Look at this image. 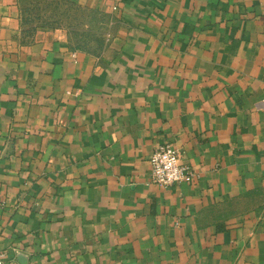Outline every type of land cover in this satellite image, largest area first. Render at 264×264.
Returning a JSON list of instances; mask_svg holds the SVG:
<instances>
[{"label": "crops", "instance_id": "obj_1", "mask_svg": "<svg viewBox=\"0 0 264 264\" xmlns=\"http://www.w3.org/2000/svg\"><path fill=\"white\" fill-rule=\"evenodd\" d=\"M0 0L4 264H264V0H71L99 52ZM170 143L193 181L150 183Z\"/></svg>", "mask_w": 264, "mask_h": 264}, {"label": "rangeland", "instance_id": "obj_2", "mask_svg": "<svg viewBox=\"0 0 264 264\" xmlns=\"http://www.w3.org/2000/svg\"><path fill=\"white\" fill-rule=\"evenodd\" d=\"M20 12L25 38L52 31L64 35L72 47L88 52L101 51L115 27L110 16L77 6L71 0H23Z\"/></svg>", "mask_w": 264, "mask_h": 264}, {"label": "built area", "instance_id": "obj_3", "mask_svg": "<svg viewBox=\"0 0 264 264\" xmlns=\"http://www.w3.org/2000/svg\"><path fill=\"white\" fill-rule=\"evenodd\" d=\"M150 183L158 188L193 181L194 173L190 166L181 161V152L170 143H163L154 150L149 159ZM0 264H4V254L0 251Z\"/></svg>", "mask_w": 264, "mask_h": 264}]
</instances>
